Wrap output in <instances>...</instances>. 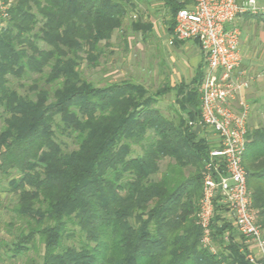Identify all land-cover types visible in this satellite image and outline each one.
<instances>
[{
  "label": "trees",
  "instance_id": "trees-1",
  "mask_svg": "<svg viewBox=\"0 0 264 264\" xmlns=\"http://www.w3.org/2000/svg\"><path fill=\"white\" fill-rule=\"evenodd\" d=\"M3 1L11 7L0 24V172L26 224L13 233V256L40 243L41 264H249L219 216L216 253L203 248L196 224L212 147L193 126L203 78L192 87L165 81L151 94L129 80L99 87L82 73L84 61L101 65L137 3ZM169 4L174 16L183 6ZM129 30L150 26L133 20ZM31 75L40 78L25 94L9 78ZM167 94L177 107L171 117L157 106ZM63 137L77 148L66 150ZM244 166L264 230V126L249 130Z\"/></svg>",
  "mask_w": 264,
  "mask_h": 264
},
{
  "label": "built area",
  "instance_id": "built-area-1",
  "mask_svg": "<svg viewBox=\"0 0 264 264\" xmlns=\"http://www.w3.org/2000/svg\"><path fill=\"white\" fill-rule=\"evenodd\" d=\"M263 1V3H261ZM169 44L196 41L205 55L200 84L201 118L193 126L212 144L204 160L203 192L196 214L203 248L216 253L213 227H231L246 250L249 264H264V230L252 204L244 166L252 105L245 93L251 80L240 70L241 31L237 20L264 13V0H178ZM11 4L0 0V24ZM192 125V124H191ZM226 241H230L226 236Z\"/></svg>",
  "mask_w": 264,
  "mask_h": 264
},
{
  "label": "rangeland",
  "instance_id": "rangeland-1",
  "mask_svg": "<svg viewBox=\"0 0 264 264\" xmlns=\"http://www.w3.org/2000/svg\"><path fill=\"white\" fill-rule=\"evenodd\" d=\"M138 5V10L133 11L125 21L124 34L131 37L133 32L129 30L133 20H142V16L147 11V3L145 0H134ZM146 3V4H145ZM137 16L135 18L134 16ZM133 39L128 40L130 47L124 49L122 44L111 46L105 50V54L101 59V65L97 68H90L86 61L81 66L84 77L94 83L96 86L103 87L110 83L129 80L137 84L143 85L151 94L162 88L165 83L167 70V55L158 40L149 39L147 41L139 40V37L132 36ZM139 41L141 47H139ZM43 47L45 45L41 43ZM106 49V48H105ZM166 62V63H165ZM14 88L21 94H25L27 88L24 85L31 86L33 81L40 78L39 75H31L24 79H16L9 77ZM45 86L44 82L41 83ZM174 94H167L160 98L158 108L166 116H172L175 108ZM259 127L264 126V118L258 119ZM254 126V125H253ZM198 132V131H197ZM65 144V149L71 151L77 146L71 138H60ZM135 153L142 154V150L134 146ZM167 161L161 163L162 169ZM9 179L0 172V264H41L43 256V246L39 243L36 249H32L27 255L14 257L11 251L13 243V233L20 228H25L14 212L17 203V197L9 192ZM214 248L218 251V245Z\"/></svg>",
  "mask_w": 264,
  "mask_h": 264
},
{
  "label": "crops",
  "instance_id": "crops-1",
  "mask_svg": "<svg viewBox=\"0 0 264 264\" xmlns=\"http://www.w3.org/2000/svg\"><path fill=\"white\" fill-rule=\"evenodd\" d=\"M147 11L142 16V22L150 26V32H133L132 36L139 40H158L167 55L168 73L165 81L173 86L185 84L196 86L205 75V55L196 41L177 42L170 45L169 41L173 33L175 16L169 4V0H145ZM145 3V4H146ZM263 3V1H261ZM136 16V15H135ZM236 26L241 31V54L242 64L240 70L250 78L251 86L246 90L245 96L252 105L249 117V130L259 128L258 119L264 118V13L259 15L247 14L240 17ZM127 37L122 31H116L111 39L112 46L122 44L124 49L131 48ZM139 41V47L141 42ZM254 125V126H253ZM197 133L202 132L199 126L194 127ZM237 243L242 244L241 238Z\"/></svg>",
  "mask_w": 264,
  "mask_h": 264
}]
</instances>
